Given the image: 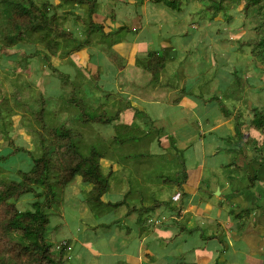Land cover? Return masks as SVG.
I'll list each match as a JSON object with an SVG mask.
<instances>
[{
  "label": "rangeland",
  "instance_id": "rangeland-1",
  "mask_svg": "<svg viewBox=\"0 0 264 264\" xmlns=\"http://www.w3.org/2000/svg\"><path fill=\"white\" fill-rule=\"evenodd\" d=\"M49 1L53 6L60 2V0ZM242 4L243 2L234 6L235 11L231 22L223 24L219 28L220 31L230 30L231 32L219 34L217 37L221 39H218L214 33H211V37L208 34V27L213 22L205 24L203 17L191 13L201 8L200 5L194 3L187 4L185 1L182 4V10L179 11L159 6L153 0H137V2L134 0H125L124 2L121 0H97L95 6L98 9L102 8L98 13L101 15L113 14V18L109 34L108 31L101 34V30H96L93 33L94 44L92 43L90 47L95 50L93 54L87 47H83L78 51L71 52L70 55L62 57L51 55L49 63L52 65H50L44 62L42 56L35 55L34 47H41L38 43L24 44V47H22L23 45L9 47V55L1 54L0 51V104L3 107L0 116V154L5 155L7 152H12L1 164L3 169L0 171V176L4 179H18V170L29 167L30 154L37 156L40 153L39 138L35 131L38 124L29 107L41 93L44 98H51V103L47 106L52 109L53 122L57 125L67 122L74 131L82 135L87 143L83 145V151L94 146L100 153H107L106 157L100 161L103 172H106L107 163H114V170L109 179V189L104 193L102 199L115 202L126 196L127 191L130 192L126 199L123 198L125 204L104 213H96L82 201L85 195L84 190L86 191L90 185L82 183L80 177L76 176L65 186L64 202L55 211V214H50L48 228L51 230L49 233L55 231L54 240L68 238L70 248H72L71 244L74 246L71 253H69L70 249L68 251L70 260L66 261V264H78L72 255L75 253L80 238L81 240L89 239L93 234L104 233L105 229L100 224L111 222L115 218L121 219L117 225H113L116 227L113 229V233L117 237L112 238L110 246H117L118 249L121 246L127 247L128 242L124 238L135 237L138 231L134 232L131 229L132 226L135 228L136 215H125L128 208L127 203L132 208L134 204L137 206L141 204V201L147 202L145 204L149 205L150 198L152 200H170L171 202L172 196L178 201L176 191L181 192L179 186L172 181L164 182L163 179H173L174 177L175 181L180 182L177 178L180 176L181 180L183 176L182 163L189 167L193 166L194 168H191L194 170L199 167L198 163L204 165L202 183L198 186V193L201 197H208L204 179L213 185L210 188H213L214 185H225V189L229 186L231 191L237 195L243 190L256 194L257 186L264 179V162L262 161L261 166L257 165L259 171L255 172L261 178H248V172L252 171L249 166L241 164V153L244 149L254 148L258 153L253 157L254 159L264 154V134L262 136V130H257L250 123L251 111L256 112V109L252 107L264 106V88L262 89L264 64L249 54L252 45L248 47L241 44L240 41L253 40L256 42L259 33L254 25L262 20L261 16L256 15L255 12L249 13V15L241 13L240 11H243ZM86 6L83 5L81 10L73 5L67 9L57 8L55 11L57 21L61 22L63 28L81 36L82 33L79 31L78 25L75 24L74 15L69 14L68 18L64 20L61 19V16L64 14V10H73L78 11L80 16L85 18ZM224 21L228 20L224 19ZM195 24H199V28L197 26L195 28L193 26ZM166 26L170 27L168 32L171 44L176 48L171 52V57L165 56L163 50L159 48V38L161 37L162 41L166 38ZM133 27L137 28L136 32H131ZM261 31L263 32L264 28H261ZM148 35L152 37L150 43L154 44L151 46L157 54L156 60L158 63L162 61V65H165L157 75L153 74L150 66H144V64L148 65L151 58L148 53L143 51L141 45L145 43L141 40ZM120 44L125 46L124 55ZM135 44L137 49L142 52L132 51L135 49ZM108 49L116 52L115 59L110 57ZM149 51L148 49L147 52ZM106 53L110 56L108 57ZM19 57L23 58L25 69L13 66L15 61L18 62ZM117 62L120 67L123 65L121 69L118 68ZM224 64H228V66L234 64L236 73L228 72L224 68ZM58 72L71 73L72 76L82 72L86 78L79 80L80 91L76 95L81 99L84 97L86 105L95 108L97 115L104 116L106 119L110 115L112 120L102 124L92 122L83 124L77 120L78 114L72 118L74 112L65 110L72 86L68 83V78L58 76ZM159 75L161 83L165 85L169 83L177 92L168 87L158 90L157 85L151 88L153 83H157ZM237 76L246 78L251 88L245 87L243 90H238L234 97L225 96L227 86L230 83L235 85ZM180 83H183L185 89L196 97L197 116L179 113L176 106H171L168 103L174 104L173 100L184 97L183 93L178 90L177 85ZM221 85L224 86L221 87ZM156 90H158L157 95L162 96V100L167 102L162 105L164 110L158 105H148L149 108L152 107L147 112L148 117L154 121L152 124L141 118L143 114L137 107H135L133 115H131L132 110H129L132 118L116 117L118 110H125L126 105L129 104L127 100L124 102L125 99L122 100L121 96L126 94L125 98L128 99V96L136 95L138 92L139 96L149 97L156 95L154 94ZM221 101L234 113L230 112L228 116L224 113L221 114L219 109ZM88 108L85 107L84 110ZM124 112L126 111H122L125 115ZM160 114L164 115L163 121L158 118L159 120L156 122L155 115L158 117ZM67 117L70 118V123ZM31 127L35 130H30ZM238 132L241 137H244L246 144L241 142ZM134 134L136 135L135 139H128ZM161 140L163 148L160 145ZM176 140L177 147H174L173 144L176 143ZM181 140L184 141L180 142ZM113 145L114 148H112ZM206 146H208L207 149H217V153L209 154L205 160H201L199 158L201 153L198 151ZM19 148H24L28 152L15 151ZM155 151L157 154H153ZM176 151H179L180 154ZM175 169L176 172H174ZM261 183V187L264 188V180ZM216 190L217 187L212 192L215 199L219 195L215 194ZM233 192H230L226 202L215 203V209L219 208L221 204L222 212L231 209V200L236 199ZM33 200L32 194H23L14 202V207L17 210L29 208L30 202ZM213 201L215 200L213 199ZM193 206L194 201L188 204V209L192 210ZM237 210L236 204L235 208L230 211ZM2 214L4 215V211L0 207V216ZM164 216H167V213ZM211 216L215 217V210L209 215V220H212ZM218 219L221 220V216ZM194 220L205 221L199 217ZM91 224L94 225V228H90ZM127 227L130 229V236L124 233ZM207 228L209 231L211 230L210 226ZM122 236H124L123 239ZM182 237L189 239L187 233L182 234ZM239 244L246 247L243 242H239ZM111 252L115 253L116 251ZM252 252L259 253L261 251L253 247ZM101 258L99 257L100 264H107ZM92 259L96 260L89 254L87 260L81 264H85L84 262L89 264ZM112 261L110 259L109 264Z\"/></svg>",
  "mask_w": 264,
  "mask_h": 264
},
{
  "label": "trees",
  "instance_id": "trees-1",
  "mask_svg": "<svg viewBox=\"0 0 264 264\" xmlns=\"http://www.w3.org/2000/svg\"><path fill=\"white\" fill-rule=\"evenodd\" d=\"M141 1V0H139ZM159 6L164 8H171L172 10H182V4L186 1L187 4L194 3L200 5V9L194 10L191 13L199 17H203V21L213 22L208 27V34L214 33L216 37L221 33H229L230 30L220 31L223 24H229L233 18L235 11L234 6L241 2V13L249 15L255 12L256 15L261 16L260 22L255 24V29L259 36L257 41L247 40L240 41L249 47L252 45L249 54L255 60L264 64V0H153ZM195 1V2H194ZM137 2V0H135ZM162 5H161V4ZM97 0H60V2L53 6L49 0L35 1V0H0V51L1 54H10L9 47L15 45L24 47V44L34 45L40 44L41 47H34L35 55L42 56L45 63L50 62L51 55L66 56L73 51H78L83 47H87L90 53L95 50L91 49L94 44L93 33L96 30H101L104 34L112 27V18L108 15L99 14V10L95 6ZM70 5L77 6L79 10L83 5L86 6V17L80 16L79 12L73 10H64L61 19H67V15L73 14L75 24L78 25L79 31L82 35L78 36L73 31L63 28L61 22L57 21L55 11L57 8L67 9ZM187 9V8H186ZM186 11V10H185ZM102 17V21L98 18ZM217 19V20H216ZM228 20L227 22L224 21ZM220 21V23H219ZM81 23V24H80ZM199 28V24L193 25ZM123 27V26H121ZM170 27L166 26V33ZM103 29V30H102ZM217 29L216 31H214ZM135 32L136 28H131ZM107 34V33H106ZM221 39L220 37H217ZM210 45V43H209ZM254 46V47H253ZM107 56L115 59L116 52L108 49ZM59 51V53H57ZM105 52V51H104ZM153 60V74L157 75L162 68V61L158 63L156 57L152 54L154 51L146 52ZM18 62H14V67L25 69L23 58L19 57ZM52 65L51 63H49ZM224 68L228 72L236 73L234 64H224ZM79 72V69L77 68ZM58 76L68 78V83L72 86L70 97L68 98V105L65 107L67 112H74L78 114L79 123H106L111 121L112 117L107 119L104 116L97 115L95 108L86 105L84 97L82 99L76 94L80 91V79L86 77L80 72L78 75H71V73H60ZM236 84L232 83L227 86V92L224 93L227 97H234L235 93L244 89L251 88L247 83L246 78L237 76ZM224 85H221L223 87ZM264 85L262 86V89ZM51 103V98H44L41 93L35 98V102L29 107L31 114L37 121L38 128L35 130L31 127L30 130H35L38 134V145L40 153L37 156L30 154L29 167L27 169L18 170V179H4L0 176V207L3 208L4 215L0 216V264H66L70 260L71 248L68 238L55 239L54 232L48 228L50 223V214H55L56 210L63 204V192L65 186L71 182L76 176H79L81 182L90 185L86 191L84 190V197L82 201L94 210L96 213H104L111 209L118 208L125 204V200L130 193L127 191L124 199L116 202L104 201L102 196L109 189V179L113 173L114 163H110L103 172L101 168V159L105 158L107 153H100L94 146L83 151V145L87 144L82 135L74 131L69 124H55L52 120V109L47 105ZM247 104V103H246ZM219 109L221 113L226 116L230 112L227 105L223 101L219 102ZM85 107H89L84 110ZM256 112H252L250 123L257 129L262 130L264 134V106H253ZM3 110L0 104V116ZM143 118L149 124L152 121L145 112H142ZM66 121V119H64ZM70 123V118L67 117ZM153 127V125H152ZM239 130V128H237ZM240 134V133H238ZM149 135V134H147ZM135 134L129 136L128 139H135ZM89 143V142H88ZM11 145V144H10ZM115 145V144H114ZM114 145L112 148H114ZM17 152H28L24 148L16 149ZM259 151V150H258ZM262 151V150H261ZM260 151V153H261ZM215 153V152H213ZM12 152H7L5 155L0 154V171L3 169L2 163L9 157ZM153 154H157L154 152ZM117 158V157H114ZM260 161L264 162V154H261ZM183 171L186 169L183 164ZM176 172V171H174ZM185 176V173L183 174ZM182 176V178H183ZM249 177V175H248ZM181 178V180H182ZM185 178V177H184ZM255 178V177H254ZM180 180V176L177 178ZM164 182L175 181L174 177L163 179ZM251 181H253L251 179ZM177 184L180 182L175 181ZM23 194H32L34 200L30 202V207L17 210L14 207L19 197ZM83 194V191H82ZM183 195V193L181 194ZM147 205L141 201L140 207L133 205L132 208L128 204V212L136 211V222L140 230H144L145 223L149 225L152 221V213H155L156 208L163 206V210L172 212L175 216L180 215V207H172L170 200H152ZM149 203V202H148ZM121 218L109 223H101L103 229L109 228L112 224L118 223ZM175 223L182 226L178 220ZM112 223V224H111ZM94 228V225H90ZM129 232V229L127 230Z\"/></svg>",
  "mask_w": 264,
  "mask_h": 264
},
{
  "label": "crops",
  "instance_id": "crops-1",
  "mask_svg": "<svg viewBox=\"0 0 264 264\" xmlns=\"http://www.w3.org/2000/svg\"><path fill=\"white\" fill-rule=\"evenodd\" d=\"M121 1L124 2L125 0ZM107 15L111 16L112 14ZM98 20L102 21V17L98 18ZM204 23L207 24L210 22L204 21ZM144 25H142V27H144ZM151 38V35H148L143 40H141L145 43L144 45H141L144 52H147L148 49L150 51H155L151 46L153 43H150ZM170 38L169 32L166 33V38L163 39V41L161 37L159 38V48L160 50H163V54L168 57H171V52L176 50L175 46L171 44ZM120 47L124 55L125 46L120 44ZM134 48L135 49L132 51L136 50L142 52L137 49L138 47H136V44ZM152 54L157 57V54ZM134 55H137V53H134ZM151 60L152 58L150 59L148 65L144 64V66H150L152 70L153 60L152 62ZM119 67L120 65L118 64V68ZM122 67L123 65L120 67V69ZM164 67L165 65L162 67V69H159L160 72ZM160 78L161 76L159 75L157 83H153L151 88L157 85L158 90L168 87L170 90L173 88V91L177 92V90L169 83L168 85L161 83L162 81ZM177 86L178 90L183 93L184 97H186L173 100L174 104H171L170 102L168 103L171 106H176L179 109V113L197 116L196 109L198 108V104L196 97L192 96L191 93L185 89V85L183 83H180ZM158 90L154 92V94H156L154 95L156 99L154 96H139L138 92L136 95L131 94L130 97L128 96V99L125 98L126 94L121 96L120 98H122V100L125 99L123 100L124 102L127 100L129 104L126 105L125 110L119 109L116 117L132 118L130 117L129 110H132L131 115H133L134 110H136L135 107L139 108L142 112H145L148 115L147 112L152 108H149V104L158 105L164 110L162 105H164L167 101H163L162 96L157 95L156 92ZM171 93L172 92L170 91V94ZM144 98H147L148 100ZM122 111H126L124 112L126 114L124 115ZM150 114L152 115V113H149V115ZM155 118L156 122L159 120L158 118L162 119L163 121L164 115L160 114L158 117L155 115ZM240 140L242 143L246 144L243 136L240 138ZM182 141L184 140H181L180 142ZM241 142L239 144H241ZM177 143L178 142L176 140V143L173 144L174 147H177ZM160 145H163L162 140L160 141ZM207 148L208 146L198 151L201 153V156L199 157L201 160H205L209 154L217 153V149ZM180 150L184 151L185 149ZM256 151L257 149L251 148L244 149L241 153V164L249 166V169L254 173L259 171V167H257V165H262L260 157L256 159L253 158L258 154ZM178 154H180V152ZM108 166L109 163H107L106 168ZM185 166L186 169L183 172V174L185 173V176H183L180 183L177 184L175 181H172V183L179 186V190H181V192L176 191V193L179 194L177 198L179 200L177 201L172 196L170 205L172 207H180V215L175 216L172 212L163 210V206L156 208L155 213H152V219L154 222L152 221L149 225L145 223V229L142 231L136 225V219H133L135 228L132 226L131 229L134 232L138 230L137 235L130 238H124V236H122V239L124 238L126 242H128V245L127 247L121 246L119 249L117 246H110V241L114 236H116V234L113 233V229L116 227L113 225H117V223H111L112 225L109 228H106L104 233L98 232L97 235L93 234L91 236L92 238L89 239L83 238L81 240L80 238L79 244L76 246L75 253L72 255L74 260L78 264H81V262L87 260L88 255L91 254L94 258H96V260L92 259L89 264H100L99 257H102L101 259H104L107 264H109L110 259L113 260L110 264H263L264 188L261 187V182L264 179L261 180L257 186L258 190L256 189V194H254V192L252 194L250 191L243 190L239 192L238 195L237 193L235 194V192L231 191L229 186L227 189L224 188L225 185H214L213 188H210L213 185L204 179L205 185L207 186L206 191L208 193V197H201L198 193V186H200V183H202L204 165H202V163H198L199 167L195 168L196 170L193 169V166H191L193 168L186 164ZM252 172H248V178H261L258 173L253 174ZM216 187L217 190L215 192L218 193H214L219 195L216 196L217 198L215 199L212 192ZM230 192H233L236 195V199L231 200V209H234L235 205L237 204L238 210L230 211L231 209H229L225 212H222L223 207L221 204L219 207L221 209L217 211L216 209L219 208L215 209V203L220 204L222 202H226ZM182 193L183 195H181ZM213 199L215 201H213ZM192 201H194V206L191 210L188 209V204ZM140 205L141 204H139L138 207H140ZM213 210H215V217L211 216L210 219L212 220H209V215ZM165 213H167V216H164ZM133 214L136 215V211L128 212L127 210L125 212L126 216ZM220 216L221 220L218 219ZM197 217L200 219H205V221H193V219ZM116 219L117 218L113 219L112 221ZM174 220H178L180 224L182 223V226L175 223ZM206 224L207 226H205ZM208 226L211 227L210 231L209 228H207ZM126 229L128 230L129 228L127 227ZM126 229L124 233L130 236L131 233H127ZM184 233L189 235V239H184L182 237V234ZM239 242H243L244 246L246 247H242ZM71 247L74 249L72 244ZM253 247L258 248L261 252L253 253ZM111 251L116 252L112 253ZM84 263L86 264L87 262Z\"/></svg>",
  "mask_w": 264,
  "mask_h": 264
},
{
  "label": "clouds",
  "instance_id": "clouds-1",
  "mask_svg": "<svg viewBox=\"0 0 264 264\" xmlns=\"http://www.w3.org/2000/svg\"><path fill=\"white\" fill-rule=\"evenodd\" d=\"M133 32V31H132ZM136 32V31H135ZM239 133V132H238ZM238 136H239V139L241 138V135L240 134H238ZM262 136H263V134H262ZM239 139H237V140H239ZM240 143V142H239ZM179 196V194L177 193V197Z\"/></svg>",
  "mask_w": 264,
  "mask_h": 264
},
{
  "label": "water",
  "instance_id": "water-1",
  "mask_svg": "<svg viewBox=\"0 0 264 264\" xmlns=\"http://www.w3.org/2000/svg\"><path fill=\"white\" fill-rule=\"evenodd\" d=\"M216 193H218V192H216Z\"/></svg>",
  "mask_w": 264,
  "mask_h": 264
}]
</instances>
